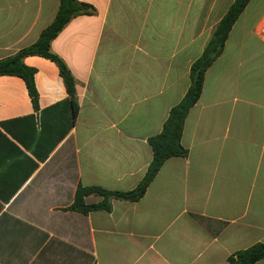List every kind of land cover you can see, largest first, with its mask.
<instances>
[{
    "label": "crops",
    "instance_id": "1",
    "mask_svg": "<svg viewBox=\"0 0 264 264\" xmlns=\"http://www.w3.org/2000/svg\"><path fill=\"white\" fill-rule=\"evenodd\" d=\"M52 51L77 80L72 121L57 65L29 56L0 76V264H231L264 244V0H251L166 161L137 202L71 209L77 189L133 190L190 87V69L235 0H78ZM60 0H0V59L34 44ZM103 197L90 195L86 204ZM254 264H264L261 260Z\"/></svg>",
    "mask_w": 264,
    "mask_h": 264
},
{
    "label": "trees",
    "instance_id": "2",
    "mask_svg": "<svg viewBox=\"0 0 264 264\" xmlns=\"http://www.w3.org/2000/svg\"><path fill=\"white\" fill-rule=\"evenodd\" d=\"M250 2L251 0H235L231 4L214 29L203 54L192 64L188 91L180 103L171 109L161 133L149 138L148 142L153 151V159L138 186L133 190L121 192L109 191L98 186L85 187L80 185L77 189L75 202L71 206L72 210L84 214L92 211H111V201L113 199L130 202L140 201L166 161L174 157L188 156V150L182 145V136L188 114L201 98L207 71L224 52L226 42L234 25ZM91 14H93V7L90 4L79 2L78 0H60V8L54 21L41 33L34 44L20 50L13 56L0 59V76L21 77L26 83L36 110L39 109V93L35 81L36 69L24 63V59L29 56L43 57L57 65L69 95L66 103L71 107L72 121L73 123L76 121L80 111L77 80L66 62L52 51V42L73 18L79 15ZM90 195L101 196L103 200L98 204L88 205L85 198ZM228 260L231 264H254L264 260V244H254L230 256Z\"/></svg>",
    "mask_w": 264,
    "mask_h": 264
}]
</instances>
